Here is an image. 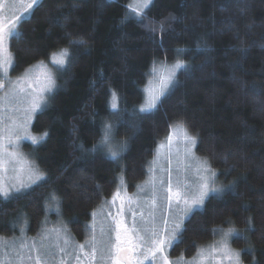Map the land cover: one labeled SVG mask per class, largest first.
Listing matches in <instances>:
<instances>
[{
    "label": "trees",
    "instance_id": "1",
    "mask_svg": "<svg viewBox=\"0 0 264 264\" xmlns=\"http://www.w3.org/2000/svg\"><path fill=\"white\" fill-rule=\"evenodd\" d=\"M132 3L42 0L19 22L20 35L9 43L12 76L61 49L70 55L31 124L33 134L47 136L25 146L46 179L22 198H0V236H17L18 221L33 236L46 198L55 192L63 222L81 243L93 210L115 191L117 176L133 192L157 143L183 121L198 138L195 152L218 173L217 182L237 186L193 211L171 258H191L212 241L214 230L235 228L243 233L231 241L241 261L264 264V0H153L144 12L157 21L154 32L136 19ZM176 59L188 69L176 73L156 109L141 113L152 66ZM113 93L118 111L111 107ZM105 121L114 125L118 144L127 142L117 161L91 151ZM249 218L252 231H246Z\"/></svg>",
    "mask_w": 264,
    "mask_h": 264
},
{
    "label": "rangeland",
    "instance_id": "2",
    "mask_svg": "<svg viewBox=\"0 0 264 264\" xmlns=\"http://www.w3.org/2000/svg\"><path fill=\"white\" fill-rule=\"evenodd\" d=\"M132 2V7L134 9L142 2V0H132ZM28 3H30V0H0V20L4 22L12 20L15 22L17 26L16 30L18 32L19 22L23 18H26L32 10L29 9L27 12L24 11V8ZM34 6L35 5H33V7ZM15 17H20V19L16 21L14 19ZM11 38L13 37H10L6 42V48L8 51H10L9 43ZM62 50L64 49L53 53L47 61L37 62L18 76L11 75L12 66L7 70L8 79H11L12 81H19L21 87L25 88L27 92L34 95L39 92L41 88L47 86L49 76H51L54 80V87L52 91L50 93H43L45 97L44 102L38 109L35 110V112L31 113L30 117L26 120L28 135L37 137L39 140L38 143L43 140L40 138L44 136L33 134L31 131V124L33 122L34 116L44 108L47 102H49L48 99L57 86V77L59 71L67 64V59L63 67L54 63L55 60L60 59ZM177 60L178 59H176V61ZM176 61L165 64L157 62L152 66L147 76V83L142 89L144 103L148 95L146 89L154 88L156 91H159L158 79H154L152 71L153 68L155 67L157 69L159 75H166L165 69H170ZM26 73L29 76V79L27 80L23 79ZM0 82H3L5 85L3 89H0V97H4L6 93H8L10 85L8 84L7 79L2 76V74H0ZM24 107H26V105L13 106L8 104L7 101L0 103V137L4 138L3 144L6 147V151H17L27 162L25 165V172L21 174L20 178L24 181V183H30L27 173L28 164H30L39 174L45 177L44 173L38 168L34 159L29 155L25 148V146L35 147L38 143L34 144L32 143L31 139L24 138L19 141L18 147L14 149L12 145L8 144V140L6 138L7 129L11 127V121L9 120V117H14L17 122L24 121ZM172 132L173 129L170 128L168 136ZM21 135H23V133ZM166 138L160 140L157 143L158 145L152 154V158L147 162L145 178L136 184L134 188L135 190L133 192L128 191L126 183L123 179V175L119 174L117 176L115 191L109 199L103 201L101 204H98L93 210L90 221L87 225V231L85 234L86 236L81 243L77 244L74 241L69 229L67 228V225L65 222H63L60 213L58 215L55 211L46 210V206H48L47 201V204L44 206V217L40 223V228L33 236H29L27 234V224L24 221H18L14 225V229H16L18 232L17 236L12 238L0 236V264H36L35 258L38 252L41 255V264H61V260L64 261V264H111V261L109 260H101L99 251L97 252L95 259L92 258L91 242L93 236H95L97 241V249L109 241L112 245L117 243L115 238L116 232L107 231L109 226H111L113 229L115 228L113 217H115L117 220L122 219L129 230L132 228L133 223H135L138 228L150 227L154 224L155 227L161 232L162 236L165 235L164 221L168 222L167 226L169 230L175 221L183 219L185 222L187 218L193 213V211L201 209L203 205L194 208L187 216H184V214L181 212V209L183 208L182 203L177 205L175 200H173L172 206L169 208L168 202L165 199L167 195L166 188L169 179V173L171 174V181L174 190L178 181L182 184L189 183L194 185L197 179L196 169L198 161L203 160L204 158L202 157V159L200 155L195 152V147L192 149V151L197 159H193L192 156H187L185 154L186 144L178 131L173 135V140L170 145ZM114 143L118 144L115 140ZM104 153L106 154V152ZM13 175L14 173L12 172L11 166H9V171L4 174V179L7 181ZM119 177L122 178L119 179ZM161 180L164 181L163 185L160 184ZM39 182L40 181L37 183ZM153 183L155 184V191H153ZM217 186L221 185L217 182ZM117 193H119L118 196ZM211 195L214 194H210L209 197ZM51 206L54 207V205ZM121 209L122 215H118ZM109 213H111V215H109ZM101 228L106 230L104 234L101 233ZM53 229L60 230L58 246H56V233L52 231ZM228 229L229 228L223 230L227 231ZM219 230L220 229L217 228L212 241L200 246L197 249L195 255L191 258H171L169 251L172 245L177 242L179 235L175 240H172L170 244L165 245L163 255L168 257L171 264H177L178 261L183 262V264H187V262H192L194 258H197V264H229V261L223 257V254L219 248V242L222 240L223 236V233ZM239 233L242 232L238 230L237 234L232 235L228 240V245L233 251L236 252L241 251L234 249L231 245V241L233 238H242L243 235H240ZM125 235L131 236L132 233L129 231L127 234H125L122 231V240L125 238ZM65 239L68 241L67 244L64 243ZM80 245H84L83 249L80 248ZM124 246L127 247L126 244ZM210 246H215L216 250L210 251ZM60 248L64 249L63 253L59 251ZM202 249L205 250L204 255L207 257V259L201 262L199 260V254ZM114 251L115 250L113 249V252ZM17 252H20L23 255L24 258L22 260L17 258ZM29 255H31L32 259L28 258ZM77 257H79V259H77ZM140 258L143 260V264H163L161 253H157L154 259H143V256ZM242 264H244L243 261Z\"/></svg>",
    "mask_w": 264,
    "mask_h": 264
},
{
    "label": "snow or ice",
    "instance_id": "3",
    "mask_svg": "<svg viewBox=\"0 0 264 264\" xmlns=\"http://www.w3.org/2000/svg\"><path fill=\"white\" fill-rule=\"evenodd\" d=\"M42 0H30V3L26 5L24 11L27 12L29 9L33 8V5H39ZM153 0H142L140 4L133 11L136 13V19L140 21H147L144 24V27L149 28L151 31H156L157 21L155 19H151L147 16V13L144 12V9L149 8L152 4ZM16 21L20 19V17L14 18ZM128 19V17H125ZM169 19H175L174 17H169ZM16 23L12 20L4 22L0 20V74L7 79L8 84L10 85L8 93L4 97H0V103L7 101L10 105H26L23 108L25 112V120L22 122H17L14 117H9L11 121V127L7 129V140L8 144L12 145L15 149L18 147L19 141L21 139L27 138L31 139L32 143H38L39 140L35 136L28 135L27 129V118L30 117V114L35 112L41 104L44 102L43 93H50L54 87V80L51 76L48 77L47 86L41 88L39 92L35 95L29 93L25 90V88L21 87L19 81H12L7 78V70L12 66L13 57L6 48V42L10 37H18L20 35L16 30ZM159 28L161 31H164V21H160ZM74 44L78 46H83V41H74ZM179 51V50H178ZM241 53H246L247 49H240ZM70 53L67 49L61 51L60 59L55 60L54 63L63 67L66 63V59L69 57ZM189 65L183 60H177L175 64L170 69H165L166 75H159L157 69L153 68L154 79H158L159 91H156L154 88L146 89L148 95L145 103L140 107L139 111L141 113L151 112L156 109L158 104L160 103L161 97L167 92L170 86H174L176 82V73L180 70H187ZM25 80L29 79L28 74L26 73L24 78ZM5 87L3 82H0V89ZM113 103L111 105L114 111H118L116 104V94L113 93ZM173 129V132L169 134L166 138L169 145L172 143L173 135L178 131L183 141L186 144L185 154L187 156H192L193 159H197L192 149L197 145L198 138L196 136L191 135V132L187 125L181 121L178 122L175 126H170ZM102 136L98 143L92 146L91 151H104L108 155V157L114 161L120 159L121 152L124 150L126 146V141L121 142L120 144L114 143V125L105 121L102 125ZM23 133V135H21ZM47 136V133L44 134ZM3 137H0V198L4 200L9 199H19L25 195H28L32 189V186L37 184L38 181H43L46 179L43 175L39 174L30 164L27 165V173L28 179L30 183H24V181L20 178L21 174L25 172L26 161L21 157V155L17 151H6V147L3 144ZM40 139H43L41 137ZM225 162L227 160L225 159ZM9 166H11L12 172L14 175L9 179H4V174L9 171ZM197 179L193 184L189 183H180L177 182L175 186V190L173 189L171 174L169 173V179L166 188V197L165 199L168 202V207L171 208L172 201L175 200L177 205L183 204V208L181 212L184 216H187L194 208L200 207L204 204L206 198L209 197L210 194H223L225 192H234L237 186V181H233L231 184L225 188L223 185L217 186V177L218 173L214 171L205 158L203 160L198 161L197 165ZM231 171V169L229 170ZM227 174V173H225ZM160 184L163 185L164 181L161 180ZM153 191H155V184L153 183ZM119 193H117V196ZM48 206H46L47 211H55L58 215L60 213V199L57 197L55 192H52L48 198ZM51 205H54L52 207ZM247 207V205H245ZM111 215V213H109ZM118 215H122V209L118 213ZM113 222L115 224V228L113 229L111 226L107 229L108 232L115 231L116 232V241L115 245H112L109 242L104 243L99 249H97L96 238L93 236L92 239V258L95 259L97 252L99 251V255L101 260H109L111 264H143V260L140 258L143 256V259L155 258L157 253L162 254L163 264H171L167 256L163 255L164 247L167 244H170L172 240H175L178 235L182 234L184 230L182 228L183 219L177 220L172 224L171 229H168V222L164 221L165 224V235H161V232L155 227L153 224L150 227L138 228L135 223H133L132 228L129 230L124 221L117 220L113 217ZM252 220L249 218L248 220V228L246 231H252ZM53 232L56 233V241L58 246V242L60 239L59 231L57 229H53ZM105 229L101 228V233H105ZM127 234L131 231L132 235L127 236L122 240L121 232ZM216 230H214L215 232ZM223 233L222 240L219 242L220 251L223 254V257L229 261V264H242L240 259L241 253L233 251L228 245L229 238L237 234V230L235 228H229L227 231L220 229ZM243 235L242 233H239ZM64 243L67 244V239L64 240ZM127 245L125 247L124 245ZM23 247V246H21ZM84 245H80V248L83 249ZM113 249L115 250L113 252ZM215 246H210V251H215ZM30 251V250H29ZM59 251L61 253L64 252L63 248H60ZM205 250H201L199 254V260L202 262L207 259L204 255ZM17 258L23 259V255L20 252H17ZM29 259H32L31 255L28 256ZM79 259V257H77ZM36 264H41V255L39 252L35 258ZM61 264H64V261L61 260ZM177 264H183V262L178 261ZM187 264H197V258H194L192 262H187ZM253 264H257L254 260Z\"/></svg>",
    "mask_w": 264,
    "mask_h": 264
}]
</instances>
